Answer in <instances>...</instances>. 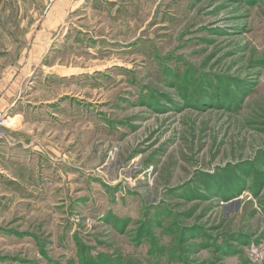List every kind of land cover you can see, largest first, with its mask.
Segmentation results:
<instances>
[{"label": "rangeland", "instance_id": "obj_1", "mask_svg": "<svg viewBox=\"0 0 264 264\" xmlns=\"http://www.w3.org/2000/svg\"><path fill=\"white\" fill-rule=\"evenodd\" d=\"M0 115V264H264V0H0Z\"/></svg>", "mask_w": 264, "mask_h": 264}, {"label": "crops", "instance_id": "obj_2", "mask_svg": "<svg viewBox=\"0 0 264 264\" xmlns=\"http://www.w3.org/2000/svg\"><path fill=\"white\" fill-rule=\"evenodd\" d=\"M66 1V0H64ZM10 73L9 71H7L6 74ZM17 74V73H16ZM17 79L19 78L16 77ZM8 86V85H7ZM7 95V93H5ZM15 103L13 102L12 104V107L10 108L11 110H14L13 107H15ZM13 115V116H12ZM19 116H21L19 114V112H17L16 114H14L13 112H11V116H10V119H14L16 120L14 123L16 124V126L19 124ZM9 126V125H7ZM13 126V125H12ZM15 128V127H14ZM9 129V132L11 131L10 128ZM10 141L9 137H3V136H0V177H9V174H7V171L6 169L8 167L4 166V161L8 160L11 158V156H13L15 154V148L14 147H11L10 149L8 148V146H6L8 144V142ZM13 144V143H12ZM14 145V144H13ZM6 146V147H5ZM3 161V162H2ZM6 172V176L4 175ZM4 175V176H3ZM11 178V177H10ZM5 180H8V178H4ZM15 180V178H12ZM1 184V183H0Z\"/></svg>", "mask_w": 264, "mask_h": 264}, {"label": "built area", "instance_id": "obj_3", "mask_svg": "<svg viewBox=\"0 0 264 264\" xmlns=\"http://www.w3.org/2000/svg\"><path fill=\"white\" fill-rule=\"evenodd\" d=\"M7 120L5 116L0 115V128L5 127L7 125Z\"/></svg>", "mask_w": 264, "mask_h": 264}, {"label": "bare ground", "instance_id": "obj_4", "mask_svg": "<svg viewBox=\"0 0 264 264\" xmlns=\"http://www.w3.org/2000/svg\"><path fill=\"white\" fill-rule=\"evenodd\" d=\"M10 120H14V119H10Z\"/></svg>", "mask_w": 264, "mask_h": 264}]
</instances>
